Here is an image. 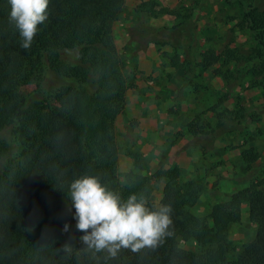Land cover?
<instances>
[{"label":"trees","instance_id":"trees-1","mask_svg":"<svg viewBox=\"0 0 264 264\" xmlns=\"http://www.w3.org/2000/svg\"><path fill=\"white\" fill-rule=\"evenodd\" d=\"M124 2L49 0L48 18L25 50L9 21L11 6L0 0V264H104L102 254L94 259L80 250L83 233L76 229L67 195L70 182L84 174L98 175L125 198L143 193L151 203L173 209L172 236L156 249L123 251L108 264H264V162L252 146L261 134L257 123L264 114V7L258 8L254 0H224L236 4L239 14L224 41L211 45L206 36L201 49L196 39L186 41L181 21L167 27L178 34L175 43L163 42L171 47L169 64L183 70L192 93L188 107L201 106L177 126L175 140L188 139L200 153L214 145L244 150L243 185L198 216L190 206L203 185L181 179L174 164L144 174L140 153L133 151L128 154L132 167L117 176L113 125L130 84L120 69L111 27ZM136 9L152 17L174 13L153 0H139ZM84 32L94 36L92 41ZM236 33L244 35L243 45H237ZM64 51L75 53V64L61 60ZM17 72L33 80L29 95L14 89L11 77ZM205 73L221 82L216 88L204 85L199 96L201 84L195 79ZM46 77L52 80L48 88ZM240 82L257 91L256 108L234 102L233 86ZM153 181L161 183L157 202L150 200ZM242 218L252 223L254 232L234 251L227 231ZM187 239L202 250L182 248L179 240ZM66 243L74 245L71 254L63 251Z\"/></svg>","mask_w":264,"mask_h":264},{"label":"rangeland","instance_id":"rangeland-1","mask_svg":"<svg viewBox=\"0 0 264 264\" xmlns=\"http://www.w3.org/2000/svg\"><path fill=\"white\" fill-rule=\"evenodd\" d=\"M153 1L174 13L152 17L146 12L137 11L139 0H125L121 13L111 27L120 69L130 84L113 125L117 176L121 178L132 167V158L128 154L133 151L140 153V171L144 174H150L160 166L174 164L180 168L181 179L198 180L203 185L198 198L190 206L192 213L203 216L216 200L243 185L240 178L247 172L243 167L245 161L241 158L244 150L220 149L214 145L205 153H200L188 139L175 140L177 126L182 125L201 106L196 104L192 109L188 107L193 102L190 86L184 84L182 68H173L169 64L171 47L163 42L166 39L174 43L178 40L176 31L167 27L181 21L179 28L186 41L196 39L201 49L206 46L205 43L202 44L203 38L209 36L213 41H206L207 43L218 44L227 37L224 34L234 21L232 18L238 16L239 10L236 4L228 5L224 0ZM254 4L262 8L264 0H254ZM206 27H209L208 31ZM83 35L87 41H92L94 37L89 32H84ZM243 39V34L236 33L237 45H243ZM60 58L67 64H75L77 61L75 53L71 51L62 52ZM195 81L201 84L197 91L199 96L204 93V85L216 88L221 82L218 77L209 73ZM11 83L15 90L25 95H29L33 89V80L22 72L15 73L11 77ZM51 83V78L46 77L45 87L48 88ZM232 95L236 96L234 102H240L248 110L260 104L257 91L244 87L242 82L233 86ZM257 124L261 128V134L252 146L255 151H260V159H263L261 162H264V114ZM160 197L161 183L153 181L150 200L157 202ZM253 232L252 223L242 218L229 227L226 237L235 251ZM179 245L192 252L202 250V246L192 239L179 240ZM234 251H230V255Z\"/></svg>","mask_w":264,"mask_h":264},{"label":"clouds","instance_id":"clouds-1","mask_svg":"<svg viewBox=\"0 0 264 264\" xmlns=\"http://www.w3.org/2000/svg\"><path fill=\"white\" fill-rule=\"evenodd\" d=\"M9 21L21 37V47L29 49L38 26L48 18L49 0H8ZM68 199L75 209L76 229L83 233L81 251L89 253L104 264L119 258L121 252L142 253L156 249L171 231L172 206L153 204L143 193H131L126 198L98 175L84 174L68 186ZM65 232L69 225L65 224ZM74 245L66 243L63 251L73 252Z\"/></svg>","mask_w":264,"mask_h":264}]
</instances>
